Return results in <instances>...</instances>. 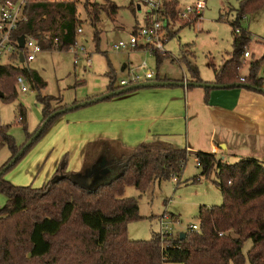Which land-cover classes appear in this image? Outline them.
Returning <instances> with one entry per match:
<instances>
[{
    "label": "trees",
    "instance_id": "trees-1",
    "mask_svg": "<svg viewBox=\"0 0 264 264\" xmlns=\"http://www.w3.org/2000/svg\"><path fill=\"white\" fill-rule=\"evenodd\" d=\"M263 7L264 0L241 2L238 18L231 22L233 55L219 70L214 69V83H242L256 87L247 89L264 95V80L259 77L264 56L251 64L244 82L240 80L241 58L245 47H248L249 37L239 29L241 19ZM85 9L89 23L94 28L96 49L99 50L102 33L99 28L100 16L102 13L116 16L119 7L106 0L103 5L87 2ZM25 13L28 21L15 32V40L21 36L35 38L44 51L66 52L75 45L81 22L74 1L31 0L25 7ZM160 13L170 19L177 18L179 2L164 0ZM177 33L167 31L169 40ZM152 54L157 57L158 63L169 56L161 57L156 52ZM106 75L109 77L106 94L122 89L115 87L116 76L111 66ZM19 77L25 78L33 89L43 91L47 87L38 72L21 64L18 55L12 56L7 63H0V94L3 95L0 99L4 102L17 97ZM187 81L203 82L197 69L191 70ZM205 90L207 95L213 91ZM37 99L43 106V115L41 124L32 133L28 132L26 108L22 105L18 108L19 123L27 133L26 142L51 114L68 107L54 108L53 102H61L58 97L40 93ZM79 109L63 113L50 121L40 137L14 165L61 116ZM8 129V126L0 123V149L5 146L9 148V162L23 146H16ZM97 144H88L85 164L93 166L103 155L102 147ZM129 151L127 158L116 156L117 159L112 161L122 169L121 172L116 177L99 182L91 190L70 180V176L75 173L68 171V154L61 159L52 178L40 189L15 186L4 180L5 172L0 177V192L7 198L6 205L0 208V264H264L263 163L255 158H243L234 164H227L213 153L196 152L193 155L201 168L200 176L207 179L215 176L213 183L221 192L223 204L200 206L199 230H188L182 239L180 235L174 237L160 232L153 233L148 241H135L129 238L128 224L140 221L143 217L138 200L124 197L125 187L134 186L144 193L151 184L176 177L182 172L191 152L164 141L142 143ZM197 181L199 178L195 177L193 182ZM249 241L252 246L244 253Z\"/></svg>",
    "mask_w": 264,
    "mask_h": 264
},
{
    "label": "rangeland",
    "instance_id": "rangeland-1",
    "mask_svg": "<svg viewBox=\"0 0 264 264\" xmlns=\"http://www.w3.org/2000/svg\"><path fill=\"white\" fill-rule=\"evenodd\" d=\"M43 1V0H34ZM57 2L58 0H45ZM74 1L77 5L78 19L81 22L82 33L78 35L81 43L87 41L92 64L85 69V59L80 60L75 68V56L72 50L66 52L49 51L37 55L36 60L28 63L30 68L39 73L47 83V87L41 91L33 89L29 82L28 91L21 92L17 86L18 95L10 102L0 99V123L8 126V134L15 140L16 146L22 147L26 144L27 133L19 123L18 108L24 106L27 111L28 132L32 133L42 121L43 106L37 97L40 93L49 96H60L63 104L87 99L96 95L97 88H103L109 83L106 73L110 66L114 69L116 82L115 87L120 86L122 79L128 78L129 70L122 72V66L127 65L130 69L145 79V74L151 71L155 79H172L183 81L189 78L191 70L197 69L204 83L213 84L214 69L219 70L223 64L232 58L234 48V35L231 22L238 18V10L243 0H177L179 2V12L188 6H192L199 1L205 4L201 17L194 20L190 26L183 25L190 20H183L179 17L171 19L172 25L167 31H177L178 33L170 40L166 31L167 43L165 50L169 54L162 63H158L157 57L147 49L116 51L113 44L120 41L129 42L134 31L143 27L147 23V18L151 13V7L140 0H110L119 7L116 16L102 13L99 25L101 40L99 50L94 43V28L90 25L85 4H106V0H59ZM162 3L164 0H155ZM116 17V21H113ZM239 29L249 37L248 47L244 51H250L252 57L244 62L241 58L240 77L248 74L253 62L259 61L264 56V7L259 11L248 14L240 20ZM4 58L0 63H7ZM146 64L147 68H142ZM259 77L264 80V65L259 70ZM154 88V87H153ZM148 89V88H143ZM152 89V88H150ZM196 90H204L198 88ZM52 106L60 107V103L53 102ZM79 111V110H77ZM77 111L69 112L61 116L51 129L44 134L28 153L4 175V180L18 187L42 188L47 180L50 167L54 166L57 160L67 154L64 150L62 136H51L56 132L59 122L68 120ZM98 145V144H97ZM107 150L102 152L108 160L112 154L118 157H128L130 151H124L116 144L106 145ZM69 155V154H68ZM11 152L7 146L0 149V169L8 162ZM60 157V158H59ZM69 157V156H68ZM220 157V156H219ZM221 158V157H220ZM125 162V159L123 160ZM123 162V163H124ZM232 163V162H231ZM91 165L86 164L84 169H89ZM112 170L110 177L119 174V166L110 163ZM79 175L80 185L92 189L95 184V176L90 172ZM201 168L198 167L194 155L188 157L183 165L182 172L176 177L162 182H155L144 192H140L134 186H126L124 197L138 200L140 215L142 220L128 224L129 238L135 241H148L153 233L162 231L161 218L164 215L170 217L169 222L173 227V236L178 237L188 232V227L199 223L198 212L200 206L214 207L223 204V198L218 187L213 183L216 179L213 175L210 178L200 176ZM197 177L199 181L193 182ZM7 203V198L0 192V208ZM252 243H246L244 253L251 248ZM176 264V263H166ZM249 264V263H247Z\"/></svg>",
    "mask_w": 264,
    "mask_h": 264
},
{
    "label": "crops",
    "instance_id": "crops-1",
    "mask_svg": "<svg viewBox=\"0 0 264 264\" xmlns=\"http://www.w3.org/2000/svg\"><path fill=\"white\" fill-rule=\"evenodd\" d=\"M84 43L89 48L87 41ZM78 65L74 64L75 68ZM90 67L84 63L85 69ZM123 68L122 72L133 71L127 65ZM247 75L242 73L244 77ZM187 80L154 77L150 81L182 83ZM108 85L97 88L96 95L87 101L106 94ZM196 89L182 86L142 88L90 104L81 107L70 119L59 122L51 136L63 137V148L69 154L68 171L75 174L82 173L86 166L84 159L90 143H98L105 152L109 144L129 151L142 143L164 141L188 149L191 155L213 153L227 164L243 158H255L264 164V95L242 87L213 90L208 95L205 89ZM68 103L63 104L61 99L60 106H69ZM115 159L116 155L112 154L111 161ZM59 163L58 159L50 167L47 179L53 176ZM111 172L98 173V181L109 179Z\"/></svg>",
    "mask_w": 264,
    "mask_h": 264
},
{
    "label": "built area",
    "instance_id": "built-area-1",
    "mask_svg": "<svg viewBox=\"0 0 264 264\" xmlns=\"http://www.w3.org/2000/svg\"><path fill=\"white\" fill-rule=\"evenodd\" d=\"M31 0H3L0 3V61L4 58L9 59L12 56L24 54L25 65L36 60L37 55L43 52V48L35 38L26 37L24 49L19 48L18 39L13 38L15 32L20 26L28 21V16L25 13V7ZM145 2L151 7V13L147 18V23L143 27H139L137 32L132 35L129 42L120 41L113 44L112 48L116 51L136 50L139 48L147 49L148 51L156 52L161 57H166L165 44L168 42L166 38V29L172 25V20L168 17L161 15L160 10L162 3L155 0H140ZM205 4L202 1L197 2L192 6H188L182 12H179V17L183 20H190V22L197 20L201 17L202 10ZM239 32V31H238ZM82 33L81 28L78 30V35ZM75 56L74 64L78 65L82 58L85 59L86 66L90 67L92 60L87 51L84 41L79 42L78 38L75 45L70 49ZM20 58V56H19ZM242 58L245 62L246 59L251 58L250 51H244ZM22 64V63H21ZM142 68H147L146 64ZM155 77L151 71L146 72L145 79L152 80ZM241 82H244L245 77H240ZM27 81L23 77L17 80V86L21 92H27ZM143 82L141 77L135 72L131 71L128 78L120 81L122 88ZM170 217L164 215L161 218L162 231L164 235H173V227L169 222ZM191 232L199 230V223L192 224L188 227ZM222 236V234H220Z\"/></svg>",
    "mask_w": 264,
    "mask_h": 264
},
{
    "label": "water",
    "instance_id": "water-1",
    "mask_svg": "<svg viewBox=\"0 0 264 264\" xmlns=\"http://www.w3.org/2000/svg\"><path fill=\"white\" fill-rule=\"evenodd\" d=\"M25 40H26V37L25 36H21L18 39L19 48L21 50L24 49ZM19 56H20V62L22 64H24V62H25L24 54L22 52H20ZM123 70H124V68L122 69V71ZM160 86H163V87H165V86H182V87H186V88H188V87H197V88L212 89V90H226V89L233 88V86L234 87L257 89L256 87H252L250 85H245V84H242V83L230 85V84H218V83L208 84V83H204V82H202V83H194V82H186V81H184L182 83L149 81V82H141V83H138V84H134V85H131V86L122 88V89L117 90V91H114V92H109V93L104 94V95H102V96H100L98 98H95V99H92V100H88V101H85V102H82V103H79V104H75V105H72V106L67 107V108H64V109L57 110L56 112H54L53 114H51L43 122V124L41 125V127L34 133V135L31 137V139L26 142V144L20 149V151L0 171V177L5 172H7L18 161V159L24 154V152L40 137V135L43 133L46 125L50 121H52L54 118H56L57 116H59V115H61L63 113H66L68 111H72L74 109H78V108L85 107L87 105L93 104L94 102H99L101 100L108 99V98L114 97V96H120V95H122L124 93H127V92H130V91H134V90H138V89H142V88H153V87H160ZM263 92H264V90H263ZM0 97L2 98L3 95L0 94ZM99 165H100V161L98 160V162H96V164L93 166V172L96 173V169L98 168ZM94 176H95V184H94V186H95L97 184V182H98L99 177H97V175H94ZM78 177H79L78 174H72L70 176V180L73 183H75V184L76 183L79 184ZM56 179L57 178H55L53 180V182H55ZM82 187H84V186H82ZM180 237H181V239L184 238L185 237V234H181Z\"/></svg>",
    "mask_w": 264,
    "mask_h": 264
},
{
    "label": "flooded vegetation",
    "instance_id": "flooded-vegetation-1",
    "mask_svg": "<svg viewBox=\"0 0 264 264\" xmlns=\"http://www.w3.org/2000/svg\"><path fill=\"white\" fill-rule=\"evenodd\" d=\"M99 161H100V165L98 166V168L96 169V173L95 172H93V166L96 164H94L93 166H91L89 169H84V172H83V174L84 173H86L87 174V172H90V174L91 175H97V177H99V175H98V173H103V171L104 170H110L108 167H109V165H110V163H113L111 160H108L107 159V157L106 156H101L100 158H99ZM98 162V161H97ZM99 180V179H98ZM99 183V181L97 182V184ZM96 184V185H97ZM95 185V186H96ZM94 186V187H95Z\"/></svg>",
    "mask_w": 264,
    "mask_h": 264
}]
</instances>
